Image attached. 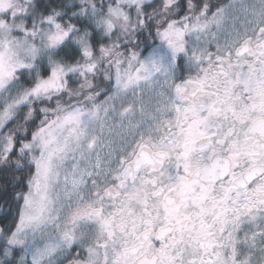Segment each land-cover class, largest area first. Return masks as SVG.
<instances>
[{"label": "snow or ice", "instance_id": "1", "mask_svg": "<svg viewBox=\"0 0 264 264\" xmlns=\"http://www.w3.org/2000/svg\"><path fill=\"white\" fill-rule=\"evenodd\" d=\"M0 264H264V0H0Z\"/></svg>", "mask_w": 264, "mask_h": 264}, {"label": "flooded vegetation", "instance_id": "2", "mask_svg": "<svg viewBox=\"0 0 264 264\" xmlns=\"http://www.w3.org/2000/svg\"><path fill=\"white\" fill-rule=\"evenodd\" d=\"M0 181H2V178H0ZM0 202H2V201H0Z\"/></svg>", "mask_w": 264, "mask_h": 264}]
</instances>
